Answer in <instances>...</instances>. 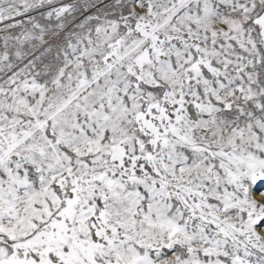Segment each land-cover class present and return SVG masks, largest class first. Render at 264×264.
Instances as JSON below:
<instances>
[{
    "label": "rangeland",
    "instance_id": "obj_1",
    "mask_svg": "<svg viewBox=\"0 0 264 264\" xmlns=\"http://www.w3.org/2000/svg\"><path fill=\"white\" fill-rule=\"evenodd\" d=\"M0 264H264V0H0Z\"/></svg>",
    "mask_w": 264,
    "mask_h": 264
}]
</instances>
